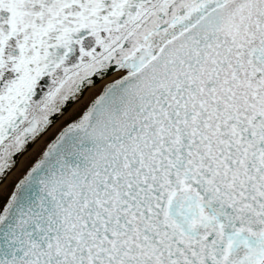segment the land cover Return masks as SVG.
<instances>
[{
    "label": "snow or ice",
    "instance_id": "obj_1",
    "mask_svg": "<svg viewBox=\"0 0 264 264\" xmlns=\"http://www.w3.org/2000/svg\"><path fill=\"white\" fill-rule=\"evenodd\" d=\"M0 186V264H264V0H0Z\"/></svg>",
    "mask_w": 264,
    "mask_h": 264
},
{
    "label": "bare ground",
    "instance_id": "obj_2",
    "mask_svg": "<svg viewBox=\"0 0 264 264\" xmlns=\"http://www.w3.org/2000/svg\"><path fill=\"white\" fill-rule=\"evenodd\" d=\"M107 77L105 78V80L98 82V84L96 86H94L93 88L89 89L84 97L77 102L76 105H73L72 109L69 110V112L71 113L72 111H74L77 107L81 106L84 104L85 99H89L92 97L93 94H95V92L99 89V87L103 84L104 81H106ZM67 115V114H66ZM64 119V117H61L60 121H57V123L55 125H53V127L51 129H49L48 133H45V135L43 137H41L40 140H38L33 146L32 148H30L28 150V152H26L23 156H21L17 162V166L15 169H13V172L10 173L9 179H11L12 177H16L19 176L22 171L32 162V160L35 158V156L37 155V153L39 152V150L41 149V147L43 146L44 142L46 141L47 137L50 135V133L52 132V130L55 128L57 129L59 127L60 122ZM4 195V192L2 191V186H0V197H2Z\"/></svg>",
    "mask_w": 264,
    "mask_h": 264
},
{
    "label": "water",
    "instance_id": "obj_3",
    "mask_svg": "<svg viewBox=\"0 0 264 264\" xmlns=\"http://www.w3.org/2000/svg\"><path fill=\"white\" fill-rule=\"evenodd\" d=\"M114 75H115V74H114ZM109 79H112V77H107L106 81H104L103 84L106 83L107 80H109ZM103 84H102V85H103ZM102 85L99 87V89L102 87ZM99 89H98L96 92H98ZM96 92H95V93H96ZM90 99H91V98H89V99H85V102H84V103H86V102H87L88 100H90ZM55 131H56V129L54 128V129L52 130V132L50 133V135L53 134ZM50 135H49V136H50ZM49 136H48V137H49ZM48 137H47V139H48ZM47 139H46V141L44 142V144L47 142ZM44 144H43V146H44ZM43 146H42V147H43ZM42 147H41V149H42ZM37 155H38V153H37ZM37 155H36V156H37ZM36 156H35V157H36Z\"/></svg>",
    "mask_w": 264,
    "mask_h": 264
}]
</instances>
